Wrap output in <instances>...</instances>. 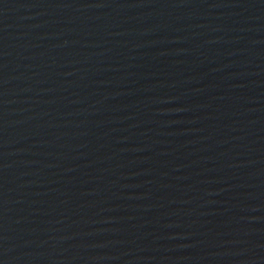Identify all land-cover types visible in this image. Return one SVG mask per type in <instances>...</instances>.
<instances>
[{"label":"water","instance_id":"obj_1","mask_svg":"<svg viewBox=\"0 0 264 264\" xmlns=\"http://www.w3.org/2000/svg\"><path fill=\"white\" fill-rule=\"evenodd\" d=\"M0 264H264V0H0Z\"/></svg>","mask_w":264,"mask_h":264}]
</instances>
